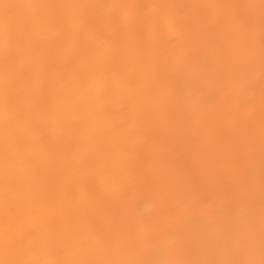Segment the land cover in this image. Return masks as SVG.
I'll return each instance as SVG.
<instances>
[{
	"label": "bare ground",
	"instance_id": "bare-ground-1",
	"mask_svg": "<svg viewBox=\"0 0 264 264\" xmlns=\"http://www.w3.org/2000/svg\"><path fill=\"white\" fill-rule=\"evenodd\" d=\"M7 3L51 4H259V0H2ZM166 9L138 8L132 10L137 23L116 33L112 26H98L94 40L87 51L81 52L86 75L69 84L62 92L45 94L48 109L59 108L35 132L37 143H47V153L37 161L43 176L42 192L28 203L15 218L9 220L0 211V241L6 232H25L32 229L31 237L41 242L50 239L49 216L56 217L59 230L72 221L68 202L84 194L87 200L82 222L116 225L127 230L145 227L163 230L157 250L136 246L130 251L144 258L226 259L238 250L246 239L244 217L247 208L243 203V186L248 177L245 156L232 158L226 153L228 144L248 135V125L223 120V106L209 103V97L222 99L240 90L238 78L230 66L229 58L249 40L245 30L233 28L227 21L215 22L216 15H236L230 9H185L187 14L203 15L205 27H196L177 40H172L155 22L156 15ZM259 16V9H255ZM26 14L27 10H19ZM78 10L63 9L60 14L76 15ZM56 15L57 10H49ZM115 10L101 8L93 15L108 17ZM243 17L244 13L239 12ZM255 56L248 75L256 81L255 105L251 125L255 128L254 179L256 196V235L259 238L260 208V34L257 23L254 37ZM74 40L67 34L59 42H40L35 51L25 53L21 59L27 64L39 65L43 73L59 72ZM119 47L120 57L128 63L143 64L149 73L148 82L154 89L163 88L169 94V103L163 116L157 114L152 124L140 118L145 104L120 90L108 97L111 108L105 119L122 122V127L110 136L100 137L96 143H87L86 135L91 124L82 120L83 109L74 95L97 80L105 67L96 55L97 50ZM179 61V62H177ZM3 65L0 63V79ZM104 84L97 80L93 95L102 94ZM235 100V97H233ZM140 127L150 128V139L138 140L135 135L122 136L121 132ZM3 129L0 127V136ZM0 159V177L3 176ZM216 184L236 193L239 207L226 203L222 196L209 195L205 200L193 197L188 202L189 212L179 220L170 209L175 207L173 192L198 186L207 188ZM56 205V207H53ZM61 205L63 207H61ZM179 236L182 247L174 257L166 250ZM7 257L0 247V259ZM47 259H62L63 253L49 246ZM79 258V257H78Z\"/></svg>",
	"mask_w": 264,
	"mask_h": 264
},
{
	"label": "snow or ice",
	"instance_id": "snow-or-ice-1",
	"mask_svg": "<svg viewBox=\"0 0 264 264\" xmlns=\"http://www.w3.org/2000/svg\"><path fill=\"white\" fill-rule=\"evenodd\" d=\"M110 8L115 15L100 17L93 10ZM138 8L166 9L162 15H156L155 22L177 40L196 27H205L203 15H190L185 9H230L236 10L232 16L216 15L215 22H229L233 28L239 26L246 31L249 40L245 46L235 50L230 58V66L238 78L240 90L233 89L229 95L218 100L209 97V103L223 106V120L230 123L248 125V135L226 146L225 151L232 158L243 155L248 163V177L243 186L242 198L247 208L244 222L246 239L243 245L226 259H179L149 256L140 258L130 249L139 246L146 250H157V243L163 230L150 228L136 229L130 225L127 230L116 225L95 222L83 223V211L87 203L84 194L68 202V213L72 221L59 230L56 229V217L47 218L51 236L47 242L39 237H31L32 229L25 232L5 233L0 247L7 257L15 253V258L0 259V264H264V0L259 4H51V3H7L0 0V63L3 65L0 79V159L3 161V176L0 177V211L11 220L22 209L34 201L42 192L43 176L41 165L37 163L48 151L47 143H37L35 132L41 124L59 108L48 109L45 94L52 95L64 91L70 83L86 75L85 65L81 61V52L87 51L94 40L98 26H112L116 33L125 31L137 23L132 10ZM27 10L20 14L19 10ZM78 10L76 15L60 14L59 10ZM259 9V16L255 14ZM49 10H57L50 15ZM244 13L243 17L239 12ZM259 24L260 46V208L259 238L256 235V196L254 179V143L255 128L251 125L254 115L256 81L248 75L255 56L254 37ZM67 34L74 40L63 67L56 73H43L39 65L27 64L21 57L33 52L40 42H59ZM119 47L112 50H97L96 55L105 67L97 80L104 84L102 94L93 95L97 80L87 87L75 90L77 105L83 109L82 120L91 124L87 133V143H96L100 137L110 136L122 127V122L105 119L111 103L108 97L120 90H127L132 99L145 104V110L139 115L142 120L152 124L157 114L163 116V108L170 101L169 94L163 88L154 89L148 82L149 73L143 64L125 62L119 55ZM179 62V61H177ZM235 97V100L233 99ZM150 128L140 127L121 132L122 136L135 135L138 140L150 139ZM174 209H170L179 220L189 212L188 202L196 197L205 200L209 195L222 196L229 205L239 207L236 193L226 188L210 184L207 188L191 186L173 192ZM56 207V205H53ZM61 207H63L61 205ZM53 246L62 259H47L45 252ZM182 247L179 236L173 246L166 250L167 257L176 256ZM79 257V258H78Z\"/></svg>",
	"mask_w": 264,
	"mask_h": 264
}]
</instances>
